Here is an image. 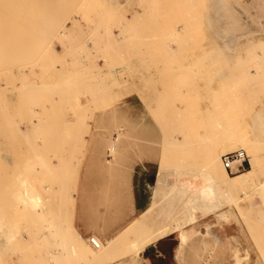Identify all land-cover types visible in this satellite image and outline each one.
<instances>
[{
	"label": "rangeland",
	"instance_id": "374dc122",
	"mask_svg": "<svg viewBox=\"0 0 264 264\" xmlns=\"http://www.w3.org/2000/svg\"><path fill=\"white\" fill-rule=\"evenodd\" d=\"M250 1L238 0L237 18L255 15L264 27V0ZM202 2L0 0V264H97L69 255L80 234L72 212L81 174L90 185L85 199L92 221L98 202L104 207L117 198L120 173L136 164L158 171L163 139L178 134L180 125L196 137L207 134L209 141L198 139L199 154L210 144L220 158L238 149L248 158L251 147L233 140L236 128L257 141L264 160V67L255 53L260 40L247 45L259 59L248 57L247 47L219 55L200 19L207 10ZM17 45L28 49L10 59ZM116 128L117 162L108 151ZM248 168L247 161L228 175ZM166 175L176 173H158ZM263 179L264 172L242 192L221 190L227 218L198 217L179 258L178 233L172 232L152 250L120 256L115 264H236L237 258L239 264H264L257 190ZM95 234L77 242L84 254L95 249L87 241ZM124 244L116 245V254Z\"/></svg>",
	"mask_w": 264,
	"mask_h": 264
},
{
	"label": "bare ground",
	"instance_id": "6f19581e",
	"mask_svg": "<svg viewBox=\"0 0 264 264\" xmlns=\"http://www.w3.org/2000/svg\"><path fill=\"white\" fill-rule=\"evenodd\" d=\"M202 1L204 2L202 3L205 4L204 6L207 8V10L204 13V15L200 17V19L203 20V22L206 24L210 35L213 37V41L217 43V53L223 56L227 54L229 55L231 53H236V51H238L239 49L243 50L244 47L245 48L247 47L246 48L247 50L245 49L247 52L251 49H252L251 52L252 51L254 52V49L248 46L254 44L252 42H255V39L258 37V40L260 41L258 42L256 40L255 42V45L257 44L256 48L255 45H253V47L255 48V50H257L258 49L257 47L260 45L259 46L260 51L257 50L255 53L256 54L258 53L257 56L260 57V63L264 67V35H263L264 27L263 26L259 27V25H257L256 23L258 22L257 16L253 15L251 17L249 15L248 20L245 22L239 20L236 16V12L234 9L235 4L238 2V0H202ZM258 1L261 0H251L250 2L252 4L256 2L257 4ZM114 4L116 6L115 8H117V3ZM112 9L113 8H111L110 10L112 11ZM199 15L197 14V16ZM138 16L140 17V15H137L136 17ZM10 20L7 21H9L10 23L12 22ZM201 20L198 19L197 21H200L201 24ZM182 27L186 29L188 27L187 22L183 23ZM60 32L64 34L65 30H61ZM25 44L27 43L25 42ZM27 49L28 48L24 47L23 45L13 46L9 50L7 56L10 59L11 58L17 59L21 56L23 52L27 51ZM251 52L250 54L246 53L248 57L252 55L254 56L255 53L253 54V52L252 53ZM257 56L254 57L258 58ZM251 58L254 59L253 57ZM256 58L254 59L255 64H256ZM259 69L261 68L259 67ZM261 70L263 71V68ZM233 71H235V69ZM162 95L159 96L158 98L162 97ZM237 95L240 96L241 94L238 93ZM154 97L157 96L155 95ZM158 109H160L159 106ZM159 120L158 122L162 126L161 124L162 122H160ZM188 120L190 121V119ZM186 124L188 123H185V127L186 126L188 127V125ZM191 124H193V121ZM217 126L220 128L221 124L217 122ZM181 127L182 126L180 125L179 128L181 129V131L176 129L177 131H179V133L177 132L178 134H176L173 138L170 137L171 139H166V138L163 139L162 142L163 147L160 155V166L158 168V173L172 171L175 172L176 175H166V176L157 177L156 180L157 184L153 189L152 201L150 206L145 211H143L137 218L130 221L124 228H122L119 232L113 235L108 240V243H104L101 240V238L96 234L89 235L87 237V241L95 249H91L88 254H84L78 247L77 242H79L80 240L82 241L83 236L81 234L74 235L73 243L69 244V255L71 257L84 255L89 261H93V262L96 261L97 264H115V261L118 258H120V256L132 255V254L137 255L146 246L155 243L157 240L164 238L165 236L171 234L172 232H177L178 245L176 248L175 256L176 258H179L183 246L186 244L188 239L193 235V233L196 232V230H194V225L197 222L198 217H206L210 213H214L218 219L227 218L226 211L221 210V208L225 203L228 202V199L223 194H221V190L230 191L232 193L242 192L243 190L249 189L254 184L255 179L259 178L263 174L264 160L261 158V154L256 151L257 141L250 138L248 134L246 136L244 132H242V130L240 133H236L235 131L236 128L234 129L235 133L233 132V136H234L233 140L240 145H245V146L247 145L248 147H251L252 152L251 151H250L251 153L248 152V158H247L249 163V168L240 171L233 176H230L228 175V172L221 163L220 155L216 153V150H214L213 147H210V144L209 147H203L202 154H199L197 149V144L199 145L200 141H198V139H202L201 144L203 140L209 141L207 134L206 136L202 135V138H199L196 137L194 130L193 132L182 131ZM175 128L173 129L175 130ZM225 128H228V126L227 125L224 126V131L227 136L228 133L226 132L227 130H225ZM218 129L216 133L217 135H218ZM222 129L223 128L219 130L222 131ZM232 131H233V126H232ZM222 132L220 133V135L222 134V137H225ZM114 134L115 135L112 134L108 135V137L110 138L109 140L111 141L108 146V151L110 152L109 155L111 157L113 156V161L117 162L116 159L117 139L119 138L120 135L117 128L115 129ZM217 135L214 136L216 139H217ZM204 143L206 144L207 142ZM171 150L173 151L176 150V152L172 154ZM190 172H196V173L191 174ZM123 179L124 176H122V180H121L122 184H124ZM258 185L259 186L257 190L261 198L260 202H262L264 208V179L261 180ZM31 200L34 203V205L37 204L36 203L37 199L33 198ZM235 204H237L236 201ZM90 237H93L95 239V242L97 243V247H95L89 242ZM214 241L215 240H213V242ZM119 242L126 243V246L124 244L125 246L124 250L116 254L115 249H117L116 245H118ZM122 245L123 244H121V248L123 247ZM226 248H228V246ZM236 264H239L238 258L236 259Z\"/></svg>",
	"mask_w": 264,
	"mask_h": 264
},
{
	"label": "crops",
	"instance_id": "0c3cea01",
	"mask_svg": "<svg viewBox=\"0 0 264 264\" xmlns=\"http://www.w3.org/2000/svg\"><path fill=\"white\" fill-rule=\"evenodd\" d=\"M122 176H124V184L121 183ZM119 177L117 180V198H110L104 207L98 202L91 221L87 216L85 199L90 185L86 175L81 174L80 191L76 196L72 220L73 226L82 236L97 232L103 238H111L150 206L158 171L150 170L144 164L141 167L136 164L131 170L123 174L120 173ZM152 244L146 246L140 253L143 254L147 250H152L154 248Z\"/></svg>",
	"mask_w": 264,
	"mask_h": 264
},
{
	"label": "built area",
	"instance_id": "2783aa9c",
	"mask_svg": "<svg viewBox=\"0 0 264 264\" xmlns=\"http://www.w3.org/2000/svg\"><path fill=\"white\" fill-rule=\"evenodd\" d=\"M247 161L246 153L242 149L228 151L221 155V163L229 173L242 170ZM89 242L97 247V243L93 237L89 238Z\"/></svg>",
	"mask_w": 264,
	"mask_h": 264
}]
</instances>
